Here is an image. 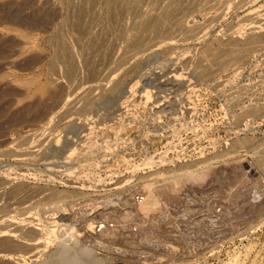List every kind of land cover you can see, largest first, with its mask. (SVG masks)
<instances>
[{"label":"rangeland","instance_id":"obj_1","mask_svg":"<svg viewBox=\"0 0 264 264\" xmlns=\"http://www.w3.org/2000/svg\"><path fill=\"white\" fill-rule=\"evenodd\" d=\"M0 264H264V0H0Z\"/></svg>","mask_w":264,"mask_h":264},{"label":"bare ground","instance_id":"obj_2","mask_svg":"<svg viewBox=\"0 0 264 264\" xmlns=\"http://www.w3.org/2000/svg\"><path fill=\"white\" fill-rule=\"evenodd\" d=\"M65 59V58H64ZM61 63V62H60ZM70 74V73H69Z\"/></svg>","mask_w":264,"mask_h":264}]
</instances>
